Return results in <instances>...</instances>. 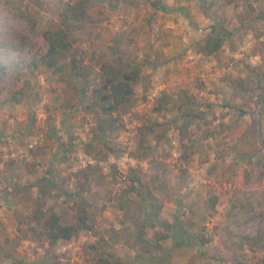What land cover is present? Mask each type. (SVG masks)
Returning a JSON list of instances; mask_svg holds the SVG:
<instances>
[{
	"label": "rangeland",
	"instance_id": "rangeland-1",
	"mask_svg": "<svg viewBox=\"0 0 264 264\" xmlns=\"http://www.w3.org/2000/svg\"><path fill=\"white\" fill-rule=\"evenodd\" d=\"M41 1L43 9L32 0H0L7 66L0 72V264H95L93 245L107 241L130 264H264V108L260 90L237 85L264 73V22L256 18L264 0H90L89 18L68 29L83 59L61 75L32 63L31 46L44 45L43 32L66 0ZM24 11L37 18L35 26ZM213 26L228 39L206 56L196 43ZM125 75L136 79L133 104L121 109L126 128L102 133L104 83ZM15 88L23 89L19 102L10 97ZM163 92L169 96L160 112ZM190 100L205 117L181 139L179 104ZM147 118L161 126L149 137L147 156L135 159ZM89 143L92 154L85 152ZM112 143L122 150L110 151ZM132 169L141 191L151 189L163 202L147 232L169 233L160 253L114 240L123 219L131 215L134 230L146 217L141 196L126 195ZM80 177H88L84 189ZM39 200L64 223L83 208L93 211L95 231L38 242L27 217ZM199 234L210 241L202 244ZM242 235L257 239L253 248Z\"/></svg>",
	"mask_w": 264,
	"mask_h": 264
},
{
	"label": "trees",
	"instance_id": "trees-1",
	"mask_svg": "<svg viewBox=\"0 0 264 264\" xmlns=\"http://www.w3.org/2000/svg\"><path fill=\"white\" fill-rule=\"evenodd\" d=\"M34 9L45 8L46 3L41 0H32ZM118 2V0H115ZM232 3V0H227L226 4ZM238 3H243L239 0ZM90 0H66L61 11L60 16L51 21L43 32L44 45L41 47L31 46L30 52L32 54V63L38 67L44 66L51 73L61 75L69 70H76L82 59L83 52L75 44L68 29L75 22H82L89 18ZM31 8V6H29ZM33 26L37 24V18L29 11L22 13ZM256 18L264 22V8L257 12ZM228 32L222 28L213 26L212 31L196 43L197 51L206 56L216 54L227 42ZM0 46H6L5 43L0 42ZM4 59L12 56L11 54H3ZM23 61L25 59L21 57ZM7 70L5 61L0 57V72ZM264 73L260 70L257 75H250V79H242L238 82V88L244 91L260 90L257 98V105L264 108V81L258 79ZM105 94L102 95L103 103L101 105L104 116L99 122V130L104 133L105 131L120 132L126 128L125 121L123 120L121 109L128 110L133 104V98L136 93V79L131 75H125L123 78H110L109 81L104 83ZM23 96L22 88H15L11 91L10 97L19 102ZM167 92H163L158 105L155 110L163 112L165 110V100L168 97ZM181 109V124L178 126L179 136L185 139L191 126L196 124L199 120L205 117V110L202 109L197 103L192 104H179ZM161 126L158 120L145 119L138 129L139 139L137 147L131 152L135 159H142L150 151L149 137L151 133ZM165 133L159 135L161 138ZM103 139V137H100ZM108 149L112 152L122 150L117 143L108 145ZM96 147L91 143L85 146V152L92 154ZM101 151H96V156ZM39 155V154H38ZM189 159L188 155H184ZM133 174H129V187L126 195L135 193L141 196V200L146 202L145 207H141L145 211L144 221L134 222L138 224V228L128 230V224L133 222L131 215L129 218L122 220L123 228L115 233L116 241H123L133 248H139L143 252L149 253L151 251H158L163 249L162 242L167 240L170 236L168 232L156 231L152 237H147L149 228H155L158 223V218L163 208V202L159 199L156 193L149 189L146 193L141 191L140 185L143 184L141 176L132 169ZM88 177H80L77 179L79 188L84 189ZM217 203L216 199L210 203L214 207ZM121 208L126 209L128 206L123 200ZM143 206V205H142ZM131 217V218H130ZM29 219V231L32 233L35 240L38 242L47 241L52 245L61 241H71L79 236L81 231H95V215L93 211L87 208L81 209L78 213L72 216L69 223H64L62 215L55 209H47L44 201H37L32 208L31 213L27 217ZM127 231V233H125ZM125 233V235H123ZM123 235V236H122ZM202 244L210 241L209 238L203 234H199ZM241 242H245L251 249L256 244L257 239L251 235H242ZM104 239V238H103ZM105 240V239H104ZM107 241V240H105ZM95 251V264H130L123 259L119 258L116 254V249L113 244L107 241L105 246L100 244L93 245ZM167 264H171L168 262Z\"/></svg>",
	"mask_w": 264,
	"mask_h": 264
}]
</instances>
